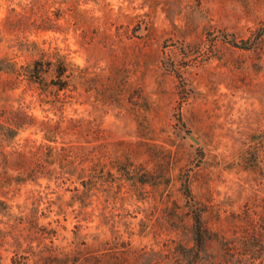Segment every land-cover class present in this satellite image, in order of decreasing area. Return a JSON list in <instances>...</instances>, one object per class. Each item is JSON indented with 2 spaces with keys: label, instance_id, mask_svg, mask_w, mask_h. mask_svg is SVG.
<instances>
[{
  "label": "rangeland",
  "instance_id": "374dc122",
  "mask_svg": "<svg viewBox=\"0 0 264 264\" xmlns=\"http://www.w3.org/2000/svg\"><path fill=\"white\" fill-rule=\"evenodd\" d=\"M0 58L53 63L0 71V264L264 213V0H0Z\"/></svg>",
  "mask_w": 264,
  "mask_h": 264
},
{
  "label": "trees",
  "instance_id": "16d2710c",
  "mask_svg": "<svg viewBox=\"0 0 264 264\" xmlns=\"http://www.w3.org/2000/svg\"><path fill=\"white\" fill-rule=\"evenodd\" d=\"M52 65V61L39 58L15 68V62L0 58V71L15 73L37 83L43 82ZM64 71L65 68L61 65L54 74L61 77ZM63 85L65 81H60L59 89L63 88ZM94 167L96 166L92 165L91 169L94 170ZM187 192L185 191V195L189 200L191 196ZM186 212L191 220L190 246L173 243L165 244L160 250H133V262L151 264L160 259L164 264H264V213L259 214L246 207L242 214L236 216L237 224L230 235H224L211 232L205 226L200 209L193 203L188 205ZM119 244L123 248L128 242L121 241ZM211 244L214 246L210 250ZM100 246L83 253L65 255L63 259L55 257L54 261H69V264H122L126 260L122 255L123 250L119 253L112 250L110 240L103 241L101 249Z\"/></svg>",
  "mask_w": 264,
  "mask_h": 264
},
{
  "label": "water",
  "instance_id": "95a60500",
  "mask_svg": "<svg viewBox=\"0 0 264 264\" xmlns=\"http://www.w3.org/2000/svg\"><path fill=\"white\" fill-rule=\"evenodd\" d=\"M190 139H192L195 143H197V140L196 139H193L192 137H190Z\"/></svg>",
  "mask_w": 264,
  "mask_h": 264
}]
</instances>
